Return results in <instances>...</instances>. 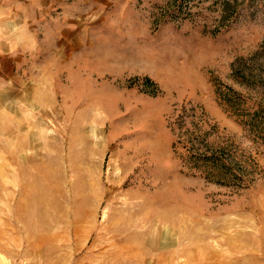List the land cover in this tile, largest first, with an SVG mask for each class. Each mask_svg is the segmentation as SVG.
I'll return each mask as SVG.
<instances>
[{
    "label": "rangeland",
    "instance_id": "rangeland-1",
    "mask_svg": "<svg viewBox=\"0 0 264 264\" xmlns=\"http://www.w3.org/2000/svg\"><path fill=\"white\" fill-rule=\"evenodd\" d=\"M44 1L0 24V264H264V120L218 98L264 105V0Z\"/></svg>",
    "mask_w": 264,
    "mask_h": 264
},
{
    "label": "trees",
    "instance_id": "trees-1",
    "mask_svg": "<svg viewBox=\"0 0 264 264\" xmlns=\"http://www.w3.org/2000/svg\"><path fill=\"white\" fill-rule=\"evenodd\" d=\"M261 60L264 63V42L260 50L256 51L254 55L249 60ZM239 62L238 64H241ZM243 64V63H242ZM241 69V68H240ZM264 69V68H261ZM242 70V69H241ZM238 72V71H237ZM252 71L244 75V82L252 86H260L264 88V75L263 80H257L256 77H261L260 71L254 73L251 76ZM260 74V75H259ZM257 80V81H256ZM218 98L222 104L226 105L232 112H240L242 110L241 106L245 105L244 113L236 115L242 122H250L252 126L258 128L264 120V108L262 98L250 97L246 98L243 94H240L227 86H221L218 88ZM179 143L174 144L177 147ZM184 151L178 152V157L184 164H189L190 167L199 169L201 174L206 176H215L218 180H222L226 176L227 166L224 162L222 155L219 154L215 149L194 147L192 144L187 147V145H181ZM175 151V150H174Z\"/></svg>",
    "mask_w": 264,
    "mask_h": 264
},
{
    "label": "crops",
    "instance_id": "crops-1",
    "mask_svg": "<svg viewBox=\"0 0 264 264\" xmlns=\"http://www.w3.org/2000/svg\"><path fill=\"white\" fill-rule=\"evenodd\" d=\"M39 1H42L41 3L44 4L46 3L44 0H0V4L7 6L4 11H0V24L2 21H5L9 28L20 29L27 27L33 29V25L29 21V18L26 15L24 16V12L17 4L33 6L39 3ZM35 11H37V9H35ZM69 20L72 24L75 22L73 15Z\"/></svg>",
    "mask_w": 264,
    "mask_h": 264
},
{
    "label": "clouds",
    "instance_id": "clouds-1",
    "mask_svg": "<svg viewBox=\"0 0 264 264\" xmlns=\"http://www.w3.org/2000/svg\"><path fill=\"white\" fill-rule=\"evenodd\" d=\"M0 39H5V36L3 33H0Z\"/></svg>",
    "mask_w": 264,
    "mask_h": 264
}]
</instances>
